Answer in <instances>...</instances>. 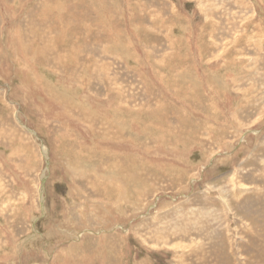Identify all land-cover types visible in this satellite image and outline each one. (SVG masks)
<instances>
[{
  "label": "rangeland",
  "instance_id": "obj_1",
  "mask_svg": "<svg viewBox=\"0 0 264 264\" xmlns=\"http://www.w3.org/2000/svg\"><path fill=\"white\" fill-rule=\"evenodd\" d=\"M0 264H264V0H0Z\"/></svg>",
  "mask_w": 264,
  "mask_h": 264
},
{
  "label": "bare ground",
  "instance_id": "obj_2",
  "mask_svg": "<svg viewBox=\"0 0 264 264\" xmlns=\"http://www.w3.org/2000/svg\"><path fill=\"white\" fill-rule=\"evenodd\" d=\"M60 79V78H59ZM63 79V78H62ZM82 122V121H81ZM99 126V125H98ZM90 131V130H89ZM16 203V202H15ZM9 212V211H8ZM17 214V213H16ZM14 215V214H13ZM32 237V236H31Z\"/></svg>",
  "mask_w": 264,
  "mask_h": 264
}]
</instances>
